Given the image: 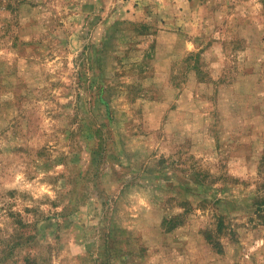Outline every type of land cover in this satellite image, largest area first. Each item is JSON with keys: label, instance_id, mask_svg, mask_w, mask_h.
Returning <instances> with one entry per match:
<instances>
[{"label": "rangeland", "instance_id": "rangeland-1", "mask_svg": "<svg viewBox=\"0 0 264 264\" xmlns=\"http://www.w3.org/2000/svg\"><path fill=\"white\" fill-rule=\"evenodd\" d=\"M0 264H264V0H0Z\"/></svg>", "mask_w": 264, "mask_h": 264}]
</instances>
